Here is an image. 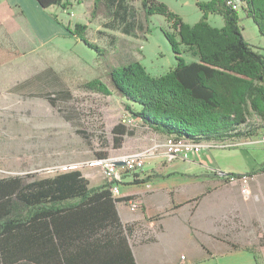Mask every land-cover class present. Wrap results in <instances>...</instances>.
Returning a JSON list of instances; mask_svg holds the SVG:
<instances>
[{"label": "trees", "instance_id": "1", "mask_svg": "<svg viewBox=\"0 0 264 264\" xmlns=\"http://www.w3.org/2000/svg\"><path fill=\"white\" fill-rule=\"evenodd\" d=\"M36 1L45 11L71 4L70 0ZM196 5L202 16L188 24L163 2L142 0L145 16L163 14L170 22L171 30H164V35L175 66L153 76L139 61L130 60L108 68L110 85L136 118L166 136L195 142L251 136V116L264 121V54L245 40L239 13L251 18L264 36V0H206ZM48 14L61 23L56 14ZM209 14L220 15L223 26H212L207 21ZM65 28L98 53L105 51L87 38L86 24L75 22ZM123 31L132 33L127 27ZM182 45L197 59L186 61ZM86 86L111 93L99 78ZM113 132L115 147L120 148L125 129L116 125ZM80 167L53 168L47 171L52 175L29 180L37 172L0 178V264L38 263L42 257L29 251L41 249L50 252L47 258L53 264H136L129 227L116 207L127 198L113 196L107 181L90 186ZM261 172L264 164L243 173L232 172L224 179Z\"/></svg>", "mask_w": 264, "mask_h": 264}, {"label": "rangeland", "instance_id": "2", "mask_svg": "<svg viewBox=\"0 0 264 264\" xmlns=\"http://www.w3.org/2000/svg\"><path fill=\"white\" fill-rule=\"evenodd\" d=\"M96 1L70 0L66 9L50 7L47 12L56 14L64 29L47 40H40L16 10L0 13V178L37 172L29 180L52 175L47 171L53 168L80 165L85 173L102 175L106 182L100 159L145 151L160 142V136L136 118L113 91L107 70L130 60L139 61L153 76L173 68L174 53L164 35V30H171L170 22L163 14L145 16L142 0ZM156 1L184 22L194 24L202 16L196 2L206 0ZM239 17L245 40L264 54V36L256 24L242 12ZM207 21L215 27L224 24L216 14H209ZM75 22L87 25L85 35L104 48L103 53L71 36L65 26L72 28ZM123 27L132 33L126 34ZM181 48L186 61L197 59L183 45ZM94 78L103 81L111 93L87 87ZM131 117L133 124L126 122ZM250 123L253 134L235 141L248 137L258 140L264 135V121L252 115ZM116 125L125 129L120 148L113 140ZM150 152L154 154L144 159L145 169L149 157L161 151ZM206 155L226 163L232 171H244L264 161V147L253 143L202 149L184 155L189 162H174V168L189 165L205 176L207 169L201 163ZM260 182L264 184V179ZM250 188L249 177L248 194L241 192L248 197L252 195ZM221 260L215 256L209 264H221Z\"/></svg>", "mask_w": 264, "mask_h": 264}, {"label": "crops", "instance_id": "3", "mask_svg": "<svg viewBox=\"0 0 264 264\" xmlns=\"http://www.w3.org/2000/svg\"><path fill=\"white\" fill-rule=\"evenodd\" d=\"M14 10L40 40L63 32L60 23L36 0H0V13ZM154 132L162 137H157L158 141L166 137ZM202 158L205 176L189 165L174 168V162H189L186 156L169 160L158 152L149 157L147 169L144 163L142 169L124 173L121 182L111 186L113 196L127 198L116 207L129 227L128 241L136 264H209L215 256L222 258L221 264H264V184L260 182L264 172L250 177L252 195L247 197L240 183L225 180L218 171L249 170L232 171L216 157ZM263 164V160L258 162ZM82 173L90 186L105 182L102 175ZM147 175L155 176L133 183ZM131 200L139 203L137 209H130ZM49 253L46 249L30 250L29 254L42 257L31 264H53L47 258Z\"/></svg>", "mask_w": 264, "mask_h": 264}, {"label": "built area", "instance_id": "4", "mask_svg": "<svg viewBox=\"0 0 264 264\" xmlns=\"http://www.w3.org/2000/svg\"><path fill=\"white\" fill-rule=\"evenodd\" d=\"M126 122L133 124V117ZM253 143H260V145L264 147V135L258 138V140L248 137L244 141H214L211 144H194L184 141L181 137L166 136L164 140L156 142L151 149L115 157L102 158L99 160V163L107 182H121L123 173H134L143 168L144 159L150 154H154L150 152L152 149L160 150L161 153L171 160L176 156L195 153L202 149H223L231 146ZM116 162H120L121 164L118 165ZM248 179L249 177L247 176H242L241 178L230 177L229 181H239L241 184V191L244 194H248ZM128 204L132 210L139 206V203L134 200L129 201Z\"/></svg>", "mask_w": 264, "mask_h": 264}, {"label": "water", "instance_id": "5", "mask_svg": "<svg viewBox=\"0 0 264 264\" xmlns=\"http://www.w3.org/2000/svg\"><path fill=\"white\" fill-rule=\"evenodd\" d=\"M116 164L120 165L121 163L120 162H116ZM218 171V170H217ZM220 175L222 176H230L231 175V172H226V171H218Z\"/></svg>", "mask_w": 264, "mask_h": 264}, {"label": "bare ground", "instance_id": "6", "mask_svg": "<svg viewBox=\"0 0 264 264\" xmlns=\"http://www.w3.org/2000/svg\"><path fill=\"white\" fill-rule=\"evenodd\" d=\"M171 137H173V136H171ZM184 141H187L189 143H194V144H211V142H204V141H200V142L189 141V140H184Z\"/></svg>", "mask_w": 264, "mask_h": 264}]
</instances>
